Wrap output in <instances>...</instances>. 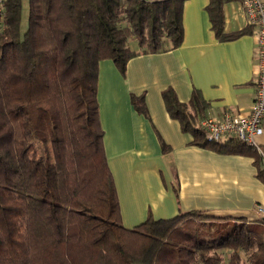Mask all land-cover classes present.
I'll use <instances>...</instances> for the list:
<instances>
[{"label":"trees","instance_id":"1","mask_svg":"<svg viewBox=\"0 0 264 264\" xmlns=\"http://www.w3.org/2000/svg\"><path fill=\"white\" fill-rule=\"evenodd\" d=\"M225 1L209 0L206 9L217 38L231 40L250 30L223 32ZM183 2L28 0L22 29V0H6L0 32V264H264V216L251 221L191 209L166 219L149 213L132 227L121 221L99 120V61L111 59L125 75L131 57L180 45ZM162 98L193 144L254 156L264 180L254 147L233 137L206 139L198 117L208 102L198 89L187 102L172 87ZM131 103L145 112L142 94H131ZM33 142L51 149L52 162L31 154Z\"/></svg>","mask_w":264,"mask_h":264},{"label":"crops","instance_id":"2","mask_svg":"<svg viewBox=\"0 0 264 264\" xmlns=\"http://www.w3.org/2000/svg\"><path fill=\"white\" fill-rule=\"evenodd\" d=\"M208 2L184 0L183 39L177 47L131 57L125 75L111 59L99 61V120L125 227L141 223L149 213L166 219L191 209L251 221L264 216L257 209L264 206V180L258 177L254 156L193 144L192 134L169 115L162 98V91L172 87L187 102L198 89L208 102L198 123L205 115L245 114L250 108L255 41L242 0L222 5L224 33L250 30L231 40L215 35ZM131 94L143 95L145 112L133 107ZM257 140L264 150V134ZM260 165L264 167L262 158Z\"/></svg>","mask_w":264,"mask_h":264},{"label":"built area","instance_id":"3","mask_svg":"<svg viewBox=\"0 0 264 264\" xmlns=\"http://www.w3.org/2000/svg\"><path fill=\"white\" fill-rule=\"evenodd\" d=\"M6 0H0V32L6 20ZM248 25L253 28L254 58L256 74L254 80V97L245 114H234L224 111L219 116L205 115L199 121L207 140L219 142L236 138L246 145L254 147L264 159V150L257 137L264 134V1L242 0ZM259 212L264 214V206L258 205Z\"/></svg>","mask_w":264,"mask_h":264},{"label":"rangeland","instance_id":"4","mask_svg":"<svg viewBox=\"0 0 264 264\" xmlns=\"http://www.w3.org/2000/svg\"><path fill=\"white\" fill-rule=\"evenodd\" d=\"M27 13H28V0H22V12H21L22 29L26 28V25H27V15H28ZM129 44H133L131 39L129 40ZM33 153H36L38 156L42 157L46 162H52L53 160V154H52L51 149L44 147L42 144L38 142H33L32 144L31 154Z\"/></svg>","mask_w":264,"mask_h":264}]
</instances>
